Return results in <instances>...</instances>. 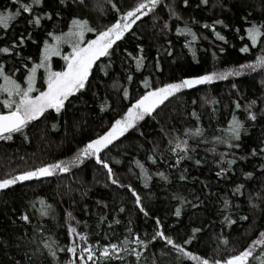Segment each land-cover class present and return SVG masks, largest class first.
I'll return each instance as SVG.
<instances>
[{
    "label": "trees",
    "instance_id": "1",
    "mask_svg": "<svg viewBox=\"0 0 264 264\" xmlns=\"http://www.w3.org/2000/svg\"><path fill=\"white\" fill-rule=\"evenodd\" d=\"M30 2L0 0V12L12 14L20 3ZM142 2L146 0H41L31 14L21 13L7 28L0 26V49H9L0 52V64L25 87L45 42L72 27L74 19L87 21L94 30L85 31V44ZM145 12L110 54L95 62L85 87L60 113L50 109L10 140H0V179L61 161L70 165L68 172L57 170L0 190V264H199L174 245L210 264L250 248L247 264L264 261V244L253 246L264 232V67L245 68L239 76L169 97L99 153L112 169L111 177L95 157L71 164L150 90L145 81L155 89L255 65L264 57V27L255 45L247 35L252 25H264V0H161ZM36 16L39 25L29 22ZM62 59L52 57V71L64 69ZM44 70L36 72L39 91L46 87ZM5 98L0 94V101ZM0 111L8 109L0 103ZM233 117L243 125L239 140L228 131ZM197 128L202 135L186 134ZM217 137L224 142L217 143ZM177 139L188 145L178 164L184 153L172 150ZM230 160L236 161L231 167ZM42 209L47 215H41ZM160 231L174 244L153 239ZM136 237L143 244H136ZM73 247L75 253L67 251ZM83 248L91 249V260ZM105 248L109 257L103 255Z\"/></svg>",
    "mask_w": 264,
    "mask_h": 264
},
{
    "label": "snow or ice",
    "instance_id": "2",
    "mask_svg": "<svg viewBox=\"0 0 264 264\" xmlns=\"http://www.w3.org/2000/svg\"><path fill=\"white\" fill-rule=\"evenodd\" d=\"M160 2L161 0H146V2L140 3L137 8L127 12L122 17L124 21L123 24L118 20L105 31L99 32L96 39L89 41L84 47L80 46V42L83 39L85 31L94 30L87 27V21L74 19L72 21V29L65 34L66 37L74 38L72 54L64 57L67 61L65 69L63 71H52L51 66L48 63L52 55H59L58 44L62 37L55 36L53 39H55L57 45L53 46L45 42L41 61L38 64H34L33 67L29 69V74L26 77V87H22L21 84L17 83L11 75L5 74L4 66L0 64V78L3 80V83H0V94H6L7 96V98L0 101V103H2L4 108L8 109L7 112H0V140H10L13 133L22 132L30 122L40 118L50 109L54 110L56 113H60L65 106V102L85 87L86 81L88 80L95 62L101 57L108 56L110 54L109 50L113 47L116 41L120 40L124 33L131 28L132 24L139 20L142 15H147V12L142 11L143 9L147 8L148 12H151ZM205 2H207V0H205ZM40 3L41 0H31L30 3H20V6L15 13L5 14L0 12V26L7 28L10 21H14L16 17L21 15V13L31 14L33 6L39 5ZM185 3H187V0H185ZM137 13H139V15ZM129 18H133L130 23L128 22ZM29 22L39 25L40 17L36 16ZM262 27H264V25H261L260 27L252 25L247 29V35L251 39L253 45L257 43V39L261 35ZM49 35L51 36L52 34L49 33ZM217 35L219 36V33H217ZM219 38L221 40L224 39L223 36H219ZM193 39H195V36H193ZM242 51L246 52L248 51V48L245 47ZM0 52L7 53L9 52V49L3 48L0 49ZM141 64L142 59H138L137 68H139ZM257 67H264V57L259 58L257 64L255 65H242L240 69H230L223 73L212 72L197 78L184 79L177 83L165 84L162 87L155 89H151L150 84L145 81V87L150 90L137 99L135 103L128 108L124 117L117 119L104 135L99 136L97 139L91 141L83 149H81L71 164L83 162L82 158L84 157H95L97 163L102 164L103 167L108 170L109 176L111 177L112 169L106 162L100 159L99 153L111 145L119 137L123 136L127 131L135 127L137 121L143 120L146 115H150L155 108H157L169 97L180 92L182 89L212 83L214 80L227 79L229 76H239L245 68L256 70ZM41 68L45 69L47 72L46 89L43 91H39L34 86L36 72ZM33 92H38V94L33 96ZM124 96H128V92L126 90L124 91ZM253 103H255V101H253ZM236 107L239 108L240 105L237 104ZM250 118L252 120L256 119L255 115H250ZM53 127H55V125H53ZM242 127V123L236 117H233L228 128L232 139H240ZM186 134L200 136L202 135V130L197 128L194 132L189 130ZM216 142L222 143L224 141L217 137ZM170 143H172V141H170ZM232 146L233 145H229V147ZM235 146L238 147V145ZM172 150L174 152L178 151L180 153H184V155H179L177 159L178 164L180 160L185 158L188 151L187 141L177 139ZM253 154H255V152H253ZM197 163H199V161H197ZM235 163V160L228 161L229 167ZM137 164L138 167H140L141 172L147 177V172L144 169V166L139 164V162H137ZM69 169V163L63 161L46 165L11 178L0 179V190L7 189L19 181H27L33 178L51 176L57 170L60 172H68ZM222 171L224 170L222 169ZM219 174L220 173H218V175ZM160 175L163 177V173ZM246 175L251 177L252 173H247ZM112 183L115 184L117 181L113 179ZM239 190V188L236 189V191ZM133 194L136 195L135 193ZM136 202L138 205L140 204V197L138 195L136 196ZM40 203L43 204L44 202L41 201ZM121 211H123V209H121ZM141 211H143V208H141ZM175 214L176 216H180L181 213L179 208L176 209ZM41 215H47V211L42 209ZM22 218L27 220L28 216L25 215ZM157 223L159 224V221H157ZM70 231L75 232L76 229L72 228ZM157 237L165 239L169 245L174 244L171 238L164 237V233L162 231L157 232L153 239H156ZM134 242L136 244H143V241H141L139 237H136ZM186 243L188 242L186 241ZM125 244H127V241H125ZM257 244H264V232L260 233L259 240L253 242V246ZM46 247L50 246L46 245ZM174 247L177 251L188 256L190 259L198 261L199 264H210L208 259H203L191 253L185 252L184 248L180 245H174ZM111 249L113 252L119 251L117 245H111ZM124 250L127 251L128 249L125 248ZM67 251L75 253L76 248H69ZM81 252H87L89 254L88 259H92V252L90 248H83L81 249ZM52 254L55 255L54 252ZM111 254L112 253L109 252L108 248L103 250V255L105 257H109ZM137 256L139 257V254H137ZM250 256H252L251 248L241 252L239 255L231 256L224 261L216 260L213 264H247ZM80 258L83 259V256ZM261 264H264V261H262Z\"/></svg>",
    "mask_w": 264,
    "mask_h": 264
},
{
    "label": "rangeland",
    "instance_id": "3",
    "mask_svg": "<svg viewBox=\"0 0 264 264\" xmlns=\"http://www.w3.org/2000/svg\"><path fill=\"white\" fill-rule=\"evenodd\" d=\"M146 9V8H145ZM145 9H143L142 11L143 12H145ZM138 15H139V13H137ZM131 19H133V18H129V23L131 22ZM122 24L124 23V21H122L121 22ZM115 24V23H114ZM73 27V26H72ZM72 27H70L68 30H65V31H62V33H57V34H54V36L53 37H55V36H60V37H62V39H61V41L59 42V44H58V50H59V55H61L62 56V60H65L64 59V57L65 56H69V55H71L72 54V51H73V42H74V38H71V37H66L65 36V34H67L69 31H70V29H72ZM53 37H52V40H51V42L49 43V45H53V46H56L57 45V42L55 41V39H53ZM96 37H97V35H96ZM96 37L94 38V39H96ZM94 39H89L88 41H85V44H83V42H84V40H85V33H84V36H83V39H82V41L80 42V46L81 47H84V46H86L87 45V43L89 42V41H91V40H94ZM55 55H52V57H54ZM58 56V55H57ZM52 57H51V59L49 60L50 61V66H51V60H52ZM49 61H48V63H49ZM66 61V60H65ZM66 63H67V61H66ZM53 65V64H52ZM65 66H66V64H65ZM65 66H64V69H65ZM63 69V70H64ZM51 70H52V67H51ZM63 70H61V71H63ZM45 71V70H44ZM45 78H44V80H45V83H46V77H47V72L45 71ZM202 75H205V74H202ZM202 75H199V76H197V77H200V76H202ZM28 76V75H27ZM197 77H192V78H189V79H193V78H197ZM35 79H36V77H35ZM181 81V80H180ZM180 81H177V82H180ZM177 82H170V83H177ZM0 83H3V81L2 82H0ZM25 84H26V78H25ZM166 84H169V83H166ZM27 85H25V87H26ZM34 86H35V84H34ZM160 87H162V86H160ZM157 88H159V87H157ZM45 89H46V87H45ZM44 89V90H45ZM38 94V93H37ZM37 94H35V95H37ZM35 95H33V96H35ZM127 112V111H126ZM125 112V113H126ZM125 113H124V115H125ZM124 115L122 116V117H124ZM121 117V118H122ZM121 118H119V119H121ZM33 171V170H32Z\"/></svg>",
    "mask_w": 264,
    "mask_h": 264
},
{
    "label": "water",
    "instance_id": "4",
    "mask_svg": "<svg viewBox=\"0 0 264 264\" xmlns=\"http://www.w3.org/2000/svg\"><path fill=\"white\" fill-rule=\"evenodd\" d=\"M0 112H7V111H0Z\"/></svg>",
    "mask_w": 264,
    "mask_h": 264
}]
</instances>
